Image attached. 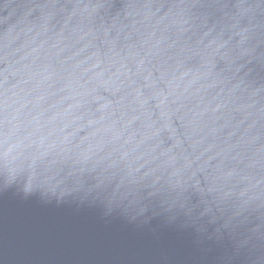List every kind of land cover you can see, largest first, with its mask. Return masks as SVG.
Segmentation results:
<instances>
[{
    "label": "water",
    "instance_id": "95a60500",
    "mask_svg": "<svg viewBox=\"0 0 264 264\" xmlns=\"http://www.w3.org/2000/svg\"><path fill=\"white\" fill-rule=\"evenodd\" d=\"M264 238V0H0V264H241Z\"/></svg>",
    "mask_w": 264,
    "mask_h": 264
},
{
    "label": "clouds",
    "instance_id": "9594fccd",
    "mask_svg": "<svg viewBox=\"0 0 264 264\" xmlns=\"http://www.w3.org/2000/svg\"><path fill=\"white\" fill-rule=\"evenodd\" d=\"M242 257L241 264H264V238L259 240L248 239L246 242L234 246L232 249L233 258Z\"/></svg>",
    "mask_w": 264,
    "mask_h": 264
}]
</instances>
